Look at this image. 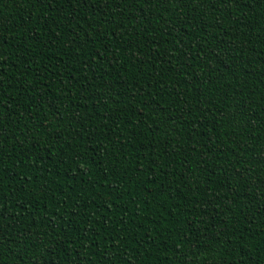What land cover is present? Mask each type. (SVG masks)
Here are the masks:
<instances>
[{
	"label": "trees",
	"instance_id": "1",
	"mask_svg": "<svg viewBox=\"0 0 264 264\" xmlns=\"http://www.w3.org/2000/svg\"><path fill=\"white\" fill-rule=\"evenodd\" d=\"M0 264H264V0H0Z\"/></svg>",
	"mask_w": 264,
	"mask_h": 264
},
{
	"label": "snow or ice",
	"instance_id": "2",
	"mask_svg": "<svg viewBox=\"0 0 264 264\" xmlns=\"http://www.w3.org/2000/svg\"><path fill=\"white\" fill-rule=\"evenodd\" d=\"M162 2H165V3L171 2L173 4H176V3H180V0H162ZM181 6L186 7L187 4L186 3H183V4H181Z\"/></svg>",
	"mask_w": 264,
	"mask_h": 264
}]
</instances>
